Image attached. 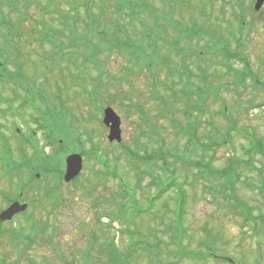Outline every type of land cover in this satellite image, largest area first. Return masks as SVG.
Masks as SVG:
<instances>
[{
	"label": "trees",
	"instance_id": "obj_1",
	"mask_svg": "<svg viewBox=\"0 0 264 264\" xmlns=\"http://www.w3.org/2000/svg\"><path fill=\"white\" fill-rule=\"evenodd\" d=\"M194 1L0 0V84L1 86L15 87L16 92H23L29 100H31L33 90L32 87L29 89L28 85L25 86L24 81L32 79L33 84L35 82L34 78L31 75L28 76L26 71L29 62H33L32 54L25 53L26 40L28 42L32 39L39 41L40 45L50 44L53 49L47 53V60L48 62L51 61V68L45 66L43 73L49 74L66 64L73 84H75L71 86L70 91L82 90L90 105L96 110L101 109V113L105 104L102 103L100 105L99 101L102 94L99 91L105 86L107 89V86H111V83L105 84L101 81L105 71L102 72L100 67L104 66L105 68L104 63L112 58L113 55L117 54L121 58L126 59L129 62L128 65H133L135 61L137 63L140 61L141 68L138 71L149 70L151 79L154 81V88H159L158 83L160 82V75L156 70L157 66L164 67L169 71L168 81H162L168 92L164 94L158 92L156 95L153 92V97L157 102L159 115L165 117L179 134L188 139V143L191 145L188 150L196 156V159L191 161L186 158L187 153H184L182 156L185 159L179 161L177 148H167L164 138L161 136L165 127L155 123L143 107L133 104V106L138 107L136 109L138 114H140V120L146 127V130L140 127L138 137L150 140L155 138L157 146L156 149L151 150L146 148L138 150L137 147L135 151L127 152L130 158V166L136 170V175H138L139 181L134 187L142 188L139 175H144L149 180L148 186L150 188L154 187L156 193L154 196H150V207L147 212H144L141 208L132 210L133 204H138L134 195L136 189L130 188L127 183H123L118 190L113 192L116 194L113 198H117L118 201L115 200V203L110 205L104 203L107 208L100 214L99 221L104 215H108L109 212L114 215L116 222L126 227L119 234L129 237L130 247L127 250H119V244L117 247L115 244L111 245L109 243L110 240L107 239L101 242L96 233L98 226L94 228L95 230L90 226H85L86 230L92 229L91 232L96 231L89 241V246L97 247L96 258H98V263L100 264H133L136 259V246L138 244L134 240L137 236L142 240L141 243L145 244L144 253L146 254V260L149 259L150 264H171L163 261L164 250L162 245H170L172 243V246H176L177 239L181 236L187 238L188 234L186 224L188 194L186 185L189 183L187 182L185 185L179 183L180 168L182 171L185 169L197 170L195 172V180L192 183L193 187L199 182L203 183L204 190L222 199V203L216 201V203L218 202V209H221L224 203L226 205L224 206L225 208L236 210L239 219H241V228L243 230L249 228L251 232H264V214L261 211L257 212V207L240 196L237 189L238 183L241 181L251 187L250 179L244 175V172L245 170L259 171L260 168L255 165L254 156L258 154L264 157V138L258 137L255 133L249 134L247 145L243 147L244 156H247L248 160L229 157L224 167L216 168L217 149L228 142H232L234 133L245 134L243 132L244 129L237 128V120L227 115L228 107L224 103L223 108L218 113H214L213 116L217 114L224 116L228 123L231 124V127L224 128L220 133V137L211 139L207 135V142L202 141L198 132L201 117L210 114L207 108L209 98L212 96L217 102H220L219 99L221 100L219 93L213 90L210 82L212 80L211 76L217 82L224 79L231 80L228 83H220L219 86L225 87L236 97L238 102L236 105L238 108L241 107L244 112H250L260 107V105H257L256 95L258 92L264 91V83L261 82L263 79H261L260 73L255 70L254 64L247 58V52L243 50L245 45H243L242 29L249 28L250 24L246 23V18H243L240 12L235 13L232 22L239 27V30L237 33H230L228 37L225 30L228 29L232 22L230 24L226 23L224 18L220 20L218 17L212 19V15L206 12H199L201 16L198 15L196 17L197 11L193 14L190 13L194 10H191ZM197 1L202 3L203 9L210 6L211 10L214 11V2L217 0H208L206 4L202 0ZM239 2V0L236 1L238 8L240 7ZM34 6H36L40 14L39 19H35L32 16L31 12ZM176 17H181V20ZM200 18L202 19L201 21L208 20L205 25L200 24ZM188 20L190 22H187ZM212 21H221V23L216 25ZM213 27L214 29H211ZM64 39L68 40V44L65 43L64 45ZM203 39L206 40L205 46H192L194 40L201 41ZM185 41L191 48L184 47ZM232 44L235 46L233 47ZM204 47L207 48V51ZM192 61L198 65V74H195L189 67V63ZM260 63L263 66L264 59H261ZM153 66H156L155 71H152ZM78 68H80V71L84 68L88 72L87 74H90V70L99 69L98 77L92 78L97 83L95 88L90 89L84 81L79 82V85L77 84L76 77L80 76L77 74ZM213 68H215L214 71ZM219 69L221 73H219ZM75 71L76 73H73ZM128 71H122L125 74L120 77L121 83L129 82L125 80V75H129ZM35 72L38 74L37 67ZM62 74L65 75L64 73ZM80 74L83 76H80L79 79L81 80L87 76L85 72ZM177 74H180L181 78L176 82L174 77ZM129 77L132 76L129 75ZM193 78L200 81V85L194 82ZM109 79L112 78L108 76ZM170 80L171 84H169ZM248 82L252 83L253 93L250 92ZM37 85V96L40 105L36 122L39 125V131L43 135L37 139L36 143H32L29 140L28 145L31 148L24 149L23 146L22 148L28 157V151L32 152L31 157L34 160L32 162L29 161L30 172L35 170L34 172L45 175L55 172L56 180L59 181L62 179L63 174L52 166V159L46 156V150L40 147V142L41 137L45 141L54 138V132H57V127L54 126V123L58 120L55 114L60 115V112L63 111H67L64 112V117H68L71 114V109L66 106L72 95L58 96V94H53L59 103L51 105L50 102H54V97L48 90L51 86L47 84L46 80L38 82ZM178 86L181 87L177 88ZM113 96V94L110 95L112 98ZM4 99L0 91V101ZM16 99L19 98L16 97ZM131 99L133 101L132 97ZM179 103L183 104L181 108L177 107ZM178 114L183 116L184 121L178 118ZM75 115L77 117V113ZM89 115L91 117L93 112ZM208 125L212 129L216 127L213 125V121L209 122ZM31 137H34V134L29 139ZM127 150L125 149V151ZM102 158L106 160L108 154L102 155ZM22 160L25 163V157L22 156ZM106 172L109 171L95 174L100 186L105 184L106 177L109 176ZM263 172L264 169L258 172L260 183L254 185V189L264 196ZM46 188L48 189L47 185H45V190ZM30 192L40 194L43 190L34 185L31 187ZM172 192H175L176 196ZM46 193L49 196L48 191ZM169 195H171L169 199L175 203L177 202L180 206V212L177 217L174 218L173 214L171 222L167 223H163L161 219L157 218L154 221L157 224V228L151 227L150 223L153 221L148 220L147 228L149 227V229L146 232H149V234L142 233L139 229L140 223L136 227L137 218L156 211L159 201ZM63 206L66 207V203L61 205V207ZM27 214L23 215L26 216ZM1 226L0 224V242L8 234V231ZM47 231L48 227L33 225L30 230H26V232H31L30 234H26L22 229L20 232L13 230L11 236L14 241L20 243L21 239H23V242L27 241L29 245L33 241L36 243V239L42 236L41 240L43 242L54 246V244L50 243L54 232L49 234ZM203 231L209 232L207 229ZM170 234H173V239L171 237L170 242L161 238V236L166 238ZM105 252L108 262L102 260L101 254ZM171 254L168 252V255ZM78 257L80 258V254H78ZM210 257L211 253H206L205 260ZM81 259L85 261L87 258L81 257L80 261ZM89 260L93 261L92 258H89ZM0 263H3L1 258ZM172 263L176 264V261ZM68 264H75V262L72 261Z\"/></svg>",
	"mask_w": 264,
	"mask_h": 264
},
{
	"label": "rangeland",
	"instance_id": "obj_2",
	"mask_svg": "<svg viewBox=\"0 0 264 264\" xmlns=\"http://www.w3.org/2000/svg\"><path fill=\"white\" fill-rule=\"evenodd\" d=\"M226 1L227 4L220 0L215 3L213 11L210 6L203 9L202 3L195 0L191 9L194 10L190 13L193 14L197 11L196 17H198V15L201 16L199 12H206L207 14L212 15V19L218 17L221 20L224 18L226 23L230 24L234 19V14L240 12L242 17L246 18V23L250 24L249 28L242 29L243 45H245L243 50L247 52V58L254 64L255 70L260 73L261 79H263L261 82L264 83V65H260L261 59H264V7L257 13V15H253L251 9H253L255 0H239V8L236 3L237 0ZM202 2L206 4L208 0H202ZM31 13L35 19H39L40 14L38 13L36 6L33 7ZM176 18L181 20V17ZM201 20L202 19L200 18V24L202 25H205L208 21ZM187 22H190V20ZM218 23H221V21L214 22L216 25H218ZM211 29H214V27ZM238 30L239 27L232 22L225 31H227L226 34L229 37L230 33H237ZM237 37L240 38L238 35ZM67 41L68 40L66 39L64 42L66 43ZM205 44V39L201 41L194 40L192 42L193 47L196 45L201 47L205 46ZM25 46V53H32V51H34V55L37 53L36 57L33 58L35 64L29 62L26 67L27 75H31V77L34 78L35 84H33L32 79L30 80L31 84L29 80L24 81L25 86L28 85L29 89L32 87V95L37 98V82H42L44 80H46L48 85L52 87L50 89L52 96L53 94H58V96H68L66 94L72 95L70 101L67 102V106L65 105L71 109V114L68 115V117H64V112L67 111L60 112V115L55 114L58 119L54 123V126L57 127V132H54V138H52V140L45 141L41 137L40 147L46 150V156L52 159V166L62 174L65 172L63 166L64 157L68 155L69 152L82 156L84 158V167L78 180L69 186L63 185L57 187L55 183V172H52L50 175L42 174L45 178L44 185H47L48 189L54 188L56 193L60 195V198L65 199L67 203L66 207H61L58 203L49 201L43 193L37 194L35 192H30L31 186H27V189L23 191L24 197L21 198L20 202L28 203L31 205V209L26 216H19V218L11 221L13 224L10 222L11 224L8 223L3 226V229L8 231V234L5 239L0 242V258L4 261V263L0 264H64L65 262L71 263L72 261H74L75 264H78L81 263L80 258H77L78 253H85L88 251L89 241L96 232H91V230H95L94 228L97 227L99 214L107 208L106 205L115 203V200L118 201L117 198H113L116 195L113 192L118 190L120 186L119 179H108L105 184L100 186L98 180L95 178V174L103 170L102 165H100L96 159L98 154L95 153V151L107 153L112 170L119 172L128 186L134 187L139 181L138 175H136V170L132 169L130 166L129 154L125 150H122L121 147H129L130 150L133 149L132 151H134L137 149L136 144L139 140V143L143 148L148 150L157 148L156 140H154L155 138L152 140L138 139L137 125L141 124V122L137 111L138 107L133 106V104L143 107L155 123L165 127L161 136H163L167 148H177L179 161L185 159V157L182 156L184 153H187L186 158L191 161L196 159V156L191 154L188 150L191 148L188 139L179 134L178 131L169 124L165 117H161L158 113L159 109L157 102L154 100L153 92L155 95L158 92L163 94L168 92L163 84V82L168 81L169 77V71L166 68L161 66H157V69L156 66H153L154 68L151 67L152 71H155L156 69L160 75V82L158 83L159 88H154V81L151 79L149 70L145 69L141 72L138 71L141 68L140 61L138 63L135 61L133 65H128L129 62L126 59L115 54L104 63L106 66L105 68L104 66L100 67L102 72L105 71V75L102 77L101 81L105 84L109 82L111 83V86H107V89L105 88L106 86L100 89L99 93L102 95L99 102L101 103L100 105L104 103L105 106H107L108 104L120 116L122 120L121 145L109 142V132L103 125L101 109L96 110L93 108L86 100L85 94L82 90L80 91L79 89H76L75 91H70L71 86L75 84H73L72 77L67 70V65L63 64L55 71L49 74H44L45 66L50 65L48 61L44 60L47 59V56L45 57L44 53L48 52V47L40 48L37 43H33L32 41L30 42V45L25 44ZM232 46L234 47L235 45L232 44ZM184 47L191 48L187 41H185ZM204 48L207 51V48ZM29 49L30 52L28 51ZM104 57L106 58V56ZM34 65L38 68V74L34 71ZM189 67L195 72V74H198L197 63L192 61L189 63ZM79 69L80 68H78L77 71L78 75L81 76L80 73L85 72L87 76L83 80L79 79L80 76L76 77L78 81L77 84L84 81L90 89L95 88L97 83H95L92 78L98 77L99 73L97 72L99 69L90 70V74L92 75L87 74L88 72L84 68H82L81 71ZM214 69L215 68H213V71ZM124 70H129L128 74L132 76L129 77V75H125V80H128V83L120 82V77L125 74L122 72ZM218 71L221 73L220 69ZM73 73H76V71ZM108 76L112 79L108 80ZM180 78L181 75L177 74L174 77V80L177 82ZM210 78L212 79L210 82L213 86V90L219 93V98H221L222 101L219 99L220 102H217L212 96L207 101V108L209 109L210 114L201 117V124L198 128L202 141L207 142V135H209L211 139L220 137V133L224 128L231 127V124L228 123L224 116L220 114L213 116L214 113H218L221 108H223L224 103L228 107L227 115H230L237 120L238 129L245 128L249 133H255L258 137L264 138V107L249 112V115L247 116L246 112L239 111L238 106L236 105V97L225 87L219 86L220 83H228L231 80L224 79L217 82L213 80L212 76ZM192 80L200 85V81H197L194 78ZM248 83L250 86V92L253 93L254 90L252 88V83ZM169 84H171V80ZM179 87L181 86H178L177 88ZM7 88L8 89L3 90L2 86H0L3 98L9 99V101L16 106H21V99L15 98L19 95L16 96L15 93H13L12 87L8 86ZM111 94L114 95L113 98L110 97ZM22 96L24 97L25 95L22 94ZM131 97L133 98V101ZM256 97L257 103L264 102V91L258 92ZM4 100L0 101V105L3 109L2 111L6 109L4 105L7 106V103H10L9 101L4 103ZM50 103H52L51 105H57L59 101L54 97V102L52 101ZM182 106V103L177 105L178 108H181ZM24 112L32 123V126L30 125V130L28 129L29 126H27V124L14 121L16 119L15 117H12L11 114H8L9 117H7V119H2L3 115L0 114V129L6 135L11 145H14L16 141L18 146L13 149V158H16L17 160H19L18 151L21 147L19 143H22L21 134L24 135V149L31 148L28 145V137H26L27 133H30L31 130L34 131V136L37 139L43 135L39 131L40 128L36 122L38 117L37 112L29 108ZM91 112H93V115L90 117L89 114ZM75 113H77V117ZM69 117H71V119H69ZM178 118L184 121L181 114H178ZM211 121H213V125L216 126L214 129L210 128L208 125ZM246 145L247 141L238 133H234L232 142H228L223 145V147L217 149L215 161L216 168L224 167L227 163V158L229 157L246 161L247 159L243 156V147ZM23 148L22 150H24ZM94 154L96 156H94ZM28 155L30 158L32 152L28 151ZM254 157L256 160L255 165L257 167L264 166L263 156L256 154ZM14 167L18 169L19 166L14 162ZM27 170L30 174L29 169ZM195 172H197L195 169H185L182 171L181 168L179 172V183L185 185L188 182L190 184L186 185V191L188 194V206L186 210L188 234L184 244L189 247L185 248V250L188 251L187 253L189 255L192 253L205 255L209 252L211 253L212 261L208 260L207 262L197 263L186 259L181 263L176 264H230V262L233 264H264V238H261V236L258 237V235L251 232L249 228H245V232L241 228V219H239L236 210L228 209V207L225 208L224 206L226 205H224V203V208L221 207V209H218V202L216 203V201L222 203V199L217 195L208 193L207 190H204L203 183L199 182L200 184L197 183L193 187L192 183L195 180ZM244 175L249 177L251 187L241 181L238 183L237 188L239 195L253 206H256L257 210L264 214V199L261 198L259 192L254 189V185L259 183V174L250 170H245ZM139 178L141 180L142 188L134 187L136 189L135 194L138 202L142 204L143 208H145L146 204H148L149 196H154L155 189L154 187L150 188L148 186L149 180L147 177L139 175ZM8 179L0 181V208H2V211L8 206L6 201L15 198L20 189L16 190L18 184L21 183L20 181H17L16 179L10 181ZM172 193L176 196L175 192ZM2 194L6 195V197L2 196ZM171 195L165 196L159 201V206L156 211L137 218L136 227L138 226V223H140L139 229L142 233L149 234V232H146L149 229V227L147 228L148 220L153 221L150 223L151 227L157 228V224L154 223L157 218L161 219L163 223H167L171 222L173 214L174 218L177 217V214L180 212V206L177 202L175 203L169 199ZM104 203L107 204L105 205ZM98 207L100 208L96 211ZM103 222L106 224V232L98 229L96 232L98 239L102 242L108 238L111 245L115 244V246H117L119 244V250H125L129 239L126 235L119 234L120 226L123 227L122 224H114V226L109 229L107 219H104ZM33 225H36L37 227H48L47 232L49 234L54 232V237H52L53 242L55 248H58L59 250L55 249L50 244L43 242L41 240L42 236L36 239V243L33 241L30 245L27 241L24 243L23 239H21L20 243L12 239V232H10L11 229H23L26 234H30L31 232H26V230H30ZM86 225L90 226L92 229L86 230ZM204 229H207L209 232H204ZM179 233L181 234V232ZM113 237L115 240H113ZM171 237L173 239V234H170L166 238L161 236V238L167 240V242H170ZM141 241L140 238L134 240V242L138 244L136 246V259L133 264H149L146 260V254L144 253L145 244L141 243ZM109 243L108 245L110 246ZM199 245L201 246V249H199ZM259 247L262 251L259 250ZM162 249L164 250L163 261L173 264L172 262L175 261V258L168 255V252H174L176 251V248L172 246L171 243L170 245L163 244ZM96 253L97 251L95 250L90 254L94 261ZM101 255L102 260L108 262L106 252ZM219 257H224L226 261H220L218 259ZM259 258H261L260 261L258 260Z\"/></svg>",
	"mask_w": 264,
	"mask_h": 264
},
{
	"label": "water",
	"instance_id": "obj_3",
	"mask_svg": "<svg viewBox=\"0 0 264 264\" xmlns=\"http://www.w3.org/2000/svg\"><path fill=\"white\" fill-rule=\"evenodd\" d=\"M263 4H264V0H258L255 9L260 10ZM104 114H105L104 124L110 130L109 140L111 142L114 141H117L119 143L122 142L120 117L111 108L106 109ZM66 163H67V170L65 174V181L68 183L74 180L76 177H78L79 174L81 173L83 160L80 155L73 154L67 158ZM27 208L28 206L26 204L21 205L19 203H15L0 215V221L1 222L11 221L15 215L25 212Z\"/></svg>",
	"mask_w": 264,
	"mask_h": 264
},
{
	"label": "flooded vegetation",
	"instance_id": "obj_4",
	"mask_svg": "<svg viewBox=\"0 0 264 264\" xmlns=\"http://www.w3.org/2000/svg\"><path fill=\"white\" fill-rule=\"evenodd\" d=\"M20 196H21V194H20ZM14 201H18V200H14ZM6 207H8V206H6ZM6 207H5V208H6ZM259 261H260V259H259Z\"/></svg>",
	"mask_w": 264,
	"mask_h": 264
}]
</instances>
